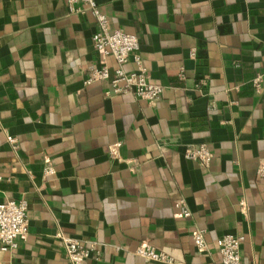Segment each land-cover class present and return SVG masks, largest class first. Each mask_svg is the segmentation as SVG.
I'll return each mask as SVG.
<instances>
[{
  "label": "crops",
  "instance_id": "crops-1",
  "mask_svg": "<svg viewBox=\"0 0 264 264\" xmlns=\"http://www.w3.org/2000/svg\"><path fill=\"white\" fill-rule=\"evenodd\" d=\"M94 2L137 37L162 94L150 105L85 84L98 65L90 12L0 0V203L26 200L29 222L0 264H69L60 236L97 244L87 264H160L135 255L142 243L174 264H220L226 234L243 238L241 264H264V87L252 86L264 72V0ZM116 143L119 159L109 155ZM204 143L208 168L183 158ZM47 163L54 174L44 177ZM198 230L205 252L193 244Z\"/></svg>",
  "mask_w": 264,
  "mask_h": 264
},
{
  "label": "built area",
  "instance_id": "built-area-1",
  "mask_svg": "<svg viewBox=\"0 0 264 264\" xmlns=\"http://www.w3.org/2000/svg\"><path fill=\"white\" fill-rule=\"evenodd\" d=\"M71 13L90 12L96 20L97 31L92 37V47L98 57V65L89 69L85 84L96 82H107L108 90L106 96H122L131 94L134 97L153 105L156 103L163 91V87L154 84L142 66L138 55L139 41L135 35L123 32L121 29L112 28L107 17L101 13L94 0H61ZM112 59L116 65L110 70L108 60ZM133 63L135 69L126 72L124 67ZM182 77V74L180 75ZM252 86L257 92L264 87V72L257 74L252 80ZM7 143L13 148H18L16 138L7 136ZM120 143L109 147L111 158L119 159L118 150ZM212 152L204 144L192 145L185 148L183 158L195 162L203 168H208L212 160ZM54 174L50 164L45 165L44 177ZM257 179L264 192V162L260 163L256 171ZM174 207L178 210V216L188 218L190 216L184 202L177 200ZM243 208V203H241ZM28 205L26 200H7L0 203V250L7 251L15 249L17 243L28 234ZM193 244L198 252L207 250L204 241V231L198 230L193 234ZM60 244L64 256L69 264H87V260L97 251V244L83 243L75 239L60 236ZM243 243L242 237L226 234L217 241L220 264H241L240 248ZM135 255L145 262L160 264H174V259L157 251L148 243H142L135 250ZM209 264H215L213 262Z\"/></svg>",
  "mask_w": 264,
  "mask_h": 264
}]
</instances>
